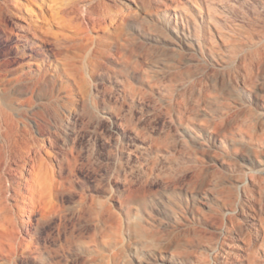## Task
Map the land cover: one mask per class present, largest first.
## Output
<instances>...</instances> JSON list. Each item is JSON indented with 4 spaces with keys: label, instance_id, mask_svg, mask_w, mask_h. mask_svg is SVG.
<instances>
[{
    "label": "rangeland",
    "instance_id": "obj_1",
    "mask_svg": "<svg viewBox=\"0 0 264 264\" xmlns=\"http://www.w3.org/2000/svg\"><path fill=\"white\" fill-rule=\"evenodd\" d=\"M142 1L0 0V264H264V0Z\"/></svg>",
    "mask_w": 264,
    "mask_h": 264
},
{
    "label": "bare ground",
    "instance_id": "obj_2",
    "mask_svg": "<svg viewBox=\"0 0 264 264\" xmlns=\"http://www.w3.org/2000/svg\"><path fill=\"white\" fill-rule=\"evenodd\" d=\"M148 1L144 0V1H142V3L140 5L141 6H146L147 4H150V3H148ZM176 1H177V3H179V5L183 3L182 0H157L153 5H155V7H167L168 5H173V3L176 2ZM138 5L139 4L137 3V6ZM31 171H33V170H31ZM32 173H33L32 174V179L28 178V179L25 180L28 194L24 195V197L25 198H30V199H34V196L37 194V191L40 188H42V186L44 184V180H45L44 179L45 173L43 171L35 169V171H33Z\"/></svg>",
    "mask_w": 264,
    "mask_h": 264
}]
</instances>
